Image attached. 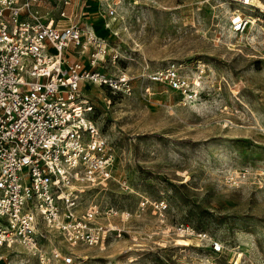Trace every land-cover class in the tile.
<instances>
[{
    "label": "rangeland",
    "instance_id": "374dc122",
    "mask_svg": "<svg viewBox=\"0 0 264 264\" xmlns=\"http://www.w3.org/2000/svg\"><path fill=\"white\" fill-rule=\"evenodd\" d=\"M118 1L42 0L59 25L77 23L96 37L70 48L72 60L126 74L131 84L124 94L81 83L114 156L113 179L87 198L118 210L109 219L121 233L70 247L49 231L50 242L84 257L82 264H264V192L223 178L264 167V12L239 0ZM237 14L251 22L233 32ZM171 62L188 81L186 92L148 80ZM214 240L222 252L211 250ZM19 248L3 249L0 264H41Z\"/></svg>",
    "mask_w": 264,
    "mask_h": 264
},
{
    "label": "built area",
    "instance_id": "2783aa9c",
    "mask_svg": "<svg viewBox=\"0 0 264 264\" xmlns=\"http://www.w3.org/2000/svg\"><path fill=\"white\" fill-rule=\"evenodd\" d=\"M239 2L251 6L250 0ZM41 6L42 0H0V261L6 258L3 249L20 247L41 264H82L84 257L55 246L48 232L74 247L101 245L122 230L109 219L118 214L114 206L87 198L113 179L114 156L81 83L124 94L131 84L126 74L112 77L72 60L70 48H86L84 38L94 43L96 37L84 36L77 23L59 25ZM105 12L114 15L115 9L108 5ZM250 22L233 15L230 27L240 32ZM96 45L105 52L104 43ZM147 78L182 92L189 86L174 62ZM223 178L229 186L249 180L264 192V167L228 170ZM145 202H139L141 208ZM223 248L212 241L214 253Z\"/></svg>",
    "mask_w": 264,
    "mask_h": 264
},
{
    "label": "bare ground",
    "instance_id": "6f19581e",
    "mask_svg": "<svg viewBox=\"0 0 264 264\" xmlns=\"http://www.w3.org/2000/svg\"><path fill=\"white\" fill-rule=\"evenodd\" d=\"M95 1H96V0H95ZM250 2H251L250 5L255 6L256 8H258L259 11L264 12V2H263V1H261V0H250ZM237 16H239V14H237L235 18H237ZM95 21H96V20H95ZM97 21H99V20L97 19ZM252 22H253V21H252ZM98 24H99V23H98ZM100 24H101V23H100ZM93 25H95V24H93ZM96 26H97V22H96ZM235 91H236V87L233 88V92H234V94H236ZM19 249H20V248H19ZM131 260H133V259L131 258Z\"/></svg>",
    "mask_w": 264,
    "mask_h": 264
}]
</instances>
